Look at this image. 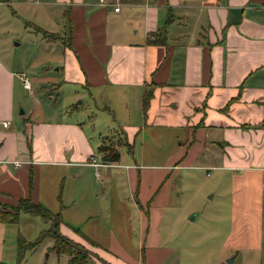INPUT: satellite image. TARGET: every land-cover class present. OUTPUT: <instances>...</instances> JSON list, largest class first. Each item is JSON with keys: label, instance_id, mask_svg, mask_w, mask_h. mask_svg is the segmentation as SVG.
<instances>
[{"label": "crops", "instance_id": "1", "mask_svg": "<svg viewBox=\"0 0 264 264\" xmlns=\"http://www.w3.org/2000/svg\"><path fill=\"white\" fill-rule=\"evenodd\" d=\"M118 2L113 11L96 0H0V28L18 23L33 33L41 59L54 51L58 64L33 77L39 90L54 99L68 84V95L86 105L80 112L63 104L50 115L35 100L14 114L13 75L23 72L0 56V202L28 196L58 211L60 233L92 241L90 264H184L181 253L197 264L214 249L258 245L264 0ZM101 143L118 158L102 160ZM90 154L101 162L98 175ZM208 169L221 200L208 214L217 223L204 227L176 189L180 173L192 184L194 170ZM14 223L0 221V264L9 261L3 237Z\"/></svg>", "mask_w": 264, "mask_h": 264}, {"label": "rangeland", "instance_id": "2", "mask_svg": "<svg viewBox=\"0 0 264 264\" xmlns=\"http://www.w3.org/2000/svg\"><path fill=\"white\" fill-rule=\"evenodd\" d=\"M2 5H4V3ZM0 9L3 10L4 13V7L0 6ZM3 13H0L2 19ZM63 36L65 37V34ZM14 42H16V45H14ZM37 46L38 41L33 36V33L22 29L19 27L18 23H13L7 25L5 28H0L1 58L5 60L13 70L17 72L22 71L29 78L30 83V89L22 87L20 80L13 75V96L15 100L13 108L14 114L20 111V115L22 112L26 114L29 108H35V100L43 102L41 105L46 112L50 113V115H52L55 110L58 111L59 108L64 109V107H61L63 104H66L65 108L68 106L67 104H75L77 111L83 112L86 106L83 96L79 95L76 97H70L68 94L71 91H69L68 84H63L59 87L57 95H54L55 93L52 92L54 99H48L47 96L44 95V92L39 90L38 83L34 81L33 77L44 73V71H42L43 69H49L46 72L50 73L52 67L56 66L58 62L52 58L54 56V51H50V53L46 55L45 60L41 59L42 54L39 53V47ZM53 75L56 77V81L61 80L62 75L60 72H54ZM79 100L81 101L79 102ZM90 119H94V128H97L99 126V118H94L92 115ZM81 120L82 126H85L86 129L92 127L90 123L88 124L87 120H84L83 118H81ZM89 134L92 135L91 130L89 131ZM213 173V170L210 169L207 170V174H205V170H194L192 174V184L188 182L184 173H180V184L176 189L178 190L177 198L182 200L183 205L188 204L195 208L193 210L199 212V218L194 223H196V225L201 224L204 227H207L209 223L215 224L216 221H212L208 214L213 210V206L217 200H221L218 196V189L210 184ZM213 190H215L214 195H212ZM5 205L7 204L0 202V208H6ZM219 222L221 223V221ZM49 223V219L43 218L39 214L20 211L16 222L14 224H8L4 233L2 258L9 261L3 263L62 264L66 256L65 254L57 255L51 249L52 238L49 236H45L40 241L36 242L31 249H24L21 257L16 260L17 237H21L25 241H33L42 229L49 226ZM258 223L260 229V242L258 245L245 248L242 247L236 250L231 249L230 253H228L226 249L218 251H215L214 249V252L206 254L202 260H197V264H210L212 260H216L217 258H219L217 264H264V205ZM14 240L15 247L11 244ZM83 241V244L80 245L88 251L89 261H94L96 255L90 250L91 245L84 238ZM232 253H234V255H232ZM181 255L182 257L180 254L179 257L184 264L187 263V258L188 262L190 260H192L191 263L194 262V260L189 257V253H185V256H183L184 254L182 253ZM8 256H10V258ZM228 257H231L230 263L226 261V258Z\"/></svg>", "mask_w": 264, "mask_h": 264}, {"label": "trees", "instance_id": "3", "mask_svg": "<svg viewBox=\"0 0 264 264\" xmlns=\"http://www.w3.org/2000/svg\"><path fill=\"white\" fill-rule=\"evenodd\" d=\"M170 19L167 14L165 22ZM44 36L54 39L56 35L52 33H45ZM163 38L159 39L161 42ZM149 41H158L157 39H147ZM150 95V90L145 89L141 96L142 108L146 106L147 99ZM97 150L101 152V159L106 161H114L118 158V152L115 148L105 145L103 143L97 145ZM5 207L0 208V221L3 222H16L17 214L19 211L28 213L39 214L41 217L49 219V226L42 229L33 241H25L21 237L16 239V260H18L24 249H31L36 242L40 241L43 237L49 236L52 238L51 248L58 254H66L67 259L64 264H90L88 259V251L85 250L80 243L72 241L65 235L59 232L58 223L61 221L58 211H51L39 202H33L28 196L19 197L14 204H7ZM88 242L92 243L87 237H84Z\"/></svg>", "mask_w": 264, "mask_h": 264}, {"label": "built area", "instance_id": "4", "mask_svg": "<svg viewBox=\"0 0 264 264\" xmlns=\"http://www.w3.org/2000/svg\"><path fill=\"white\" fill-rule=\"evenodd\" d=\"M96 3L98 5H101V6H111V9L113 11H116L119 8L118 0H96ZM19 79H20V82H21L23 87L30 89L29 88V85H30L29 78L24 73H20L19 74ZM2 124H6V122H2ZM87 162L94 167V170H93L94 174L98 175L97 167H98V165L101 164V162L96 160L95 157L92 154H90L87 157ZM16 163L17 162L14 161V164H16Z\"/></svg>", "mask_w": 264, "mask_h": 264}, {"label": "water", "instance_id": "5", "mask_svg": "<svg viewBox=\"0 0 264 264\" xmlns=\"http://www.w3.org/2000/svg\"><path fill=\"white\" fill-rule=\"evenodd\" d=\"M194 215H195V212H192V213H190V214L187 215V218L191 219V218H193ZM226 261L228 263H230L231 257L226 258Z\"/></svg>", "mask_w": 264, "mask_h": 264}]
</instances>
